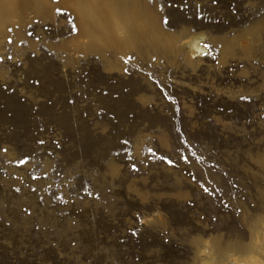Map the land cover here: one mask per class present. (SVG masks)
Returning a JSON list of instances; mask_svg holds the SVG:
<instances>
[{"label":"rangeland","instance_id":"374dc122","mask_svg":"<svg viewBox=\"0 0 264 264\" xmlns=\"http://www.w3.org/2000/svg\"><path fill=\"white\" fill-rule=\"evenodd\" d=\"M263 220L264 0H0V264H218Z\"/></svg>","mask_w":264,"mask_h":264},{"label":"bare ground","instance_id":"6f19581e","mask_svg":"<svg viewBox=\"0 0 264 264\" xmlns=\"http://www.w3.org/2000/svg\"><path fill=\"white\" fill-rule=\"evenodd\" d=\"M79 1V0H78ZM82 1V0H81ZM84 1V0H83ZM97 1V0H96ZM94 2V1H93ZM77 3V2H75ZM84 3V2H82ZM100 4V2H99ZM75 5V4H74ZM73 5V6H74ZM88 5V3H87ZM90 5V4H89ZM96 4H93L95 7ZM78 6V5H77ZM92 6V5H91ZM76 7V6H75ZM90 8V6H89ZM98 8V7H97ZM79 9V8H78ZM92 10V8H90ZM89 9V10H90ZM96 9V8H95ZM94 10V8H93ZM92 10V11H93ZM98 11L100 10L99 8L97 9ZM109 10V9H108ZM82 11V12H81ZM81 13L85 14L86 17H90V12L89 11H83L80 10ZM103 12V11H102ZM110 12V11H108ZM78 13V12H77ZM92 13V12H91ZM83 14H78L80 17H82ZM84 15V16H85ZM97 15V14H96ZM103 15V14H102ZM83 18V17H82ZM83 18L82 21H84ZM97 19V18H96ZM106 20V19H105ZM110 21V20H109ZM115 30L119 31L118 28V23L115 20ZM106 24V23H105ZM110 25V24H109ZM87 27V26H86ZM99 27L103 29L102 24H99ZM88 28V27H87ZM85 30V29H84ZM106 30V29H105ZM86 32V31H85ZM117 33V32H116ZM99 34V33H98ZM106 38V37H105ZM188 45H189V52L191 55L195 53V50L197 49V44H196V39L195 38H189L188 39ZM200 48V47H199ZM203 50V49H202ZM258 220V218H257ZM261 220V219H260ZM247 250L245 252H241V255L238 254H232L233 252H226L219 258L218 264H264V220L261 222H258V224L254 227L252 231V236H251V241L248 243ZM210 249V248H209ZM212 250V249H210ZM245 250V249H244ZM204 252V251H203ZM209 252V250L205 251ZM213 255V254H212Z\"/></svg>","mask_w":264,"mask_h":264}]
</instances>
